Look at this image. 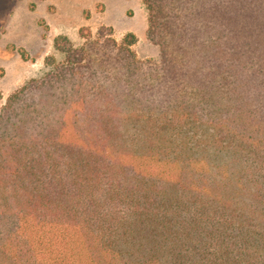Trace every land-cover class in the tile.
I'll return each mask as SVG.
<instances>
[{
    "label": "trees",
    "instance_id": "1",
    "mask_svg": "<svg viewBox=\"0 0 264 264\" xmlns=\"http://www.w3.org/2000/svg\"><path fill=\"white\" fill-rule=\"evenodd\" d=\"M143 3L3 104L0 264H264V0Z\"/></svg>",
    "mask_w": 264,
    "mask_h": 264
},
{
    "label": "rangeland",
    "instance_id": "2",
    "mask_svg": "<svg viewBox=\"0 0 264 264\" xmlns=\"http://www.w3.org/2000/svg\"><path fill=\"white\" fill-rule=\"evenodd\" d=\"M147 26L143 0H0V110L15 89L41 74L56 36L81 44L82 27L94 36L101 27H112L118 40L136 34L132 47L140 58L159 59L160 47L147 37ZM19 47L31 59H23Z\"/></svg>",
    "mask_w": 264,
    "mask_h": 264
},
{
    "label": "crops",
    "instance_id": "3",
    "mask_svg": "<svg viewBox=\"0 0 264 264\" xmlns=\"http://www.w3.org/2000/svg\"><path fill=\"white\" fill-rule=\"evenodd\" d=\"M0 78H1V76H0ZM2 86H3V84L0 82V89L2 88Z\"/></svg>",
    "mask_w": 264,
    "mask_h": 264
}]
</instances>
